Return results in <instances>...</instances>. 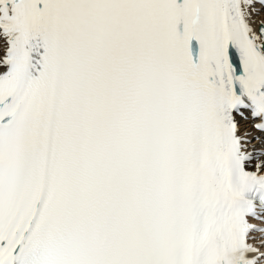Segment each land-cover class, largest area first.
I'll return each mask as SVG.
<instances>
[{
  "label": "snow or ice",
  "instance_id": "snow-or-ice-1",
  "mask_svg": "<svg viewBox=\"0 0 264 264\" xmlns=\"http://www.w3.org/2000/svg\"><path fill=\"white\" fill-rule=\"evenodd\" d=\"M0 264H264V0H0Z\"/></svg>",
  "mask_w": 264,
  "mask_h": 264
}]
</instances>
